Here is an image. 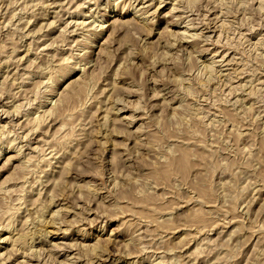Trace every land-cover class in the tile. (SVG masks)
<instances>
[{"label":"rangeland","instance_id":"obj_1","mask_svg":"<svg viewBox=\"0 0 264 264\" xmlns=\"http://www.w3.org/2000/svg\"><path fill=\"white\" fill-rule=\"evenodd\" d=\"M63 263L264 264V0H0V264Z\"/></svg>","mask_w":264,"mask_h":264},{"label":"bare ground","instance_id":"obj_2","mask_svg":"<svg viewBox=\"0 0 264 264\" xmlns=\"http://www.w3.org/2000/svg\"><path fill=\"white\" fill-rule=\"evenodd\" d=\"M225 1H226V0H225ZM61 2H62V1H61ZM223 2H224V1H223ZM64 29H65V28H64ZM178 31H179V30H178ZM178 33H181V34H182V33H184V31H183V32H182V31H181V32L179 31ZM186 34H187V33H186ZM203 37H204V36H203ZM205 38H206V37H205ZM164 53H165V52H164ZM177 53H178V52H177ZM211 68H212V66H211ZM231 79H232V78H231ZM180 170H181V169H180ZM55 212H56V211H55ZM95 242H96V241H95ZM35 251H36V250H35ZM38 251H39V250H38ZM24 254H25V253H24ZM63 264H64V263H63ZM70 264H71V263H70Z\"/></svg>","mask_w":264,"mask_h":264}]
</instances>
